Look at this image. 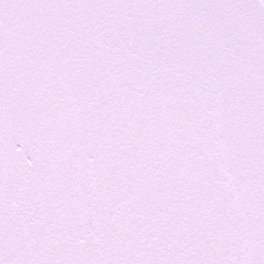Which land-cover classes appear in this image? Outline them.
Instances as JSON below:
<instances>
[{
    "label": "snow or ice",
    "instance_id": "6c2138e0",
    "mask_svg": "<svg viewBox=\"0 0 264 264\" xmlns=\"http://www.w3.org/2000/svg\"><path fill=\"white\" fill-rule=\"evenodd\" d=\"M0 264H264V0H0Z\"/></svg>",
    "mask_w": 264,
    "mask_h": 264
}]
</instances>
